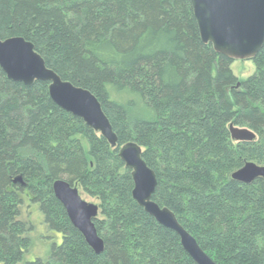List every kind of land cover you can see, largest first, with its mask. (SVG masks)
<instances>
[{"label": "trees", "instance_id": "1", "mask_svg": "<svg viewBox=\"0 0 264 264\" xmlns=\"http://www.w3.org/2000/svg\"><path fill=\"white\" fill-rule=\"evenodd\" d=\"M13 37L96 97L117 147L58 108L48 83L27 87L0 69V264H21L31 246L24 202L60 238L48 259L24 264H195L132 198L118 157L128 142L155 174L152 200L216 264H264V180L231 179L246 163L264 166V44L239 82L233 61L201 42L188 0H0V39ZM231 124L255 140L235 143ZM57 180L98 202L101 254L54 197Z\"/></svg>", "mask_w": 264, "mask_h": 264}, {"label": "water", "instance_id": "2", "mask_svg": "<svg viewBox=\"0 0 264 264\" xmlns=\"http://www.w3.org/2000/svg\"><path fill=\"white\" fill-rule=\"evenodd\" d=\"M198 34L203 44L232 61L253 60L264 44V0H188ZM0 69L8 80L32 86L35 82L48 83L51 101L91 130L103 137L112 148L117 147V136L96 97L88 90L63 81L48 69L35 52L33 44L21 37L0 39ZM239 88V84L236 86ZM235 143L253 142L255 134L248 129L229 126ZM142 149L134 142L118 148V157L131 171L132 198L159 225L173 231L180 244L195 264H216L195 239L178 223L174 214L161 208L153 200L157 185L155 174L142 158ZM231 179L249 185L264 180V166L246 163L231 175ZM17 178L13 183H20ZM54 197L63 206L72 226L82 235L86 244L97 255L103 252V241L97 235L93 221L99 207L81 199L75 185L63 180L52 184Z\"/></svg>", "mask_w": 264, "mask_h": 264}, {"label": "rangeland", "instance_id": "3", "mask_svg": "<svg viewBox=\"0 0 264 264\" xmlns=\"http://www.w3.org/2000/svg\"><path fill=\"white\" fill-rule=\"evenodd\" d=\"M230 69L239 82L245 81L255 73V65L251 60H234L231 63ZM77 189L82 200L98 206L96 199L84 194L79 187H77ZM19 219L31 226V231L28 235L31 246L24 255V259L21 264L33 261L36 258H40L42 260L48 259L52 245L55 244L58 246L60 244V238L55 235L56 237L53 239L54 235H51L48 232L38 206L24 202L20 207Z\"/></svg>", "mask_w": 264, "mask_h": 264}, {"label": "bare ground", "instance_id": "4", "mask_svg": "<svg viewBox=\"0 0 264 264\" xmlns=\"http://www.w3.org/2000/svg\"><path fill=\"white\" fill-rule=\"evenodd\" d=\"M49 95V94H48Z\"/></svg>", "mask_w": 264, "mask_h": 264}]
</instances>
